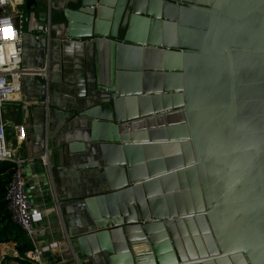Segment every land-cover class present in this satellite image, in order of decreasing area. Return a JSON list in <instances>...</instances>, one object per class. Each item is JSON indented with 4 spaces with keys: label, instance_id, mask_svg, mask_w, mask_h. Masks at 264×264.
<instances>
[{
    "label": "water",
    "instance_id": "1",
    "mask_svg": "<svg viewBox=\"0 0 264 264\" xmlns=\"http://www.w3.org/2000/svg\"><path fill=\"white\" fill-rule=\"evenodd\" d=\"M57 13L51 48L86 43L93 59L63 146L98 176V193L62 206L81 263L264 264V0H69Z\"/></svg>",
    "mask_w": 264,
    "mask_h": 264
},
{
    "label": "crops",
    "instance_id": "2",
    "mask_svg": "<svg viewBox=\"0 0 264 264\" xmlns=\"http://www.w3.org/2000/svg\"><path fill=\"white\" fill-rule=\"evenodd\" d=\"M68 1L38 0L42 2L43 7L36 11H28L25 9V0H9L8 6L4 9V13L14 17L15 24L21 30V66L25 69H46L47 72L46 76L23 75L20 94L7 101L3 111L6 139L8 138L7 143L14 158H32L41 154L42 152L27 157L26 145L29 144L32 150L37 148L36 140L45 132L47 139L45 149L48 151L49 169L59 207L61 205L62 218L56 203L45 191L48 181L46 168L38 161L32 166L23 165L26 191L43 213L41 226L46 232L42 238L44 242L63 241L61 219L68 233V226L62 213L64 204L77 202L98 193V176L94 169L78 167V163L63 148L67 145L72 112L88 103L95 87L92 79V50L86 43L81 46L77 41H72L68 45L60 42L54 49L50 46V42L56 40L55 37L61 31L57 11L67 6ZM44 5H50L49 16L45 14ZM22 7L25 13L22 12ZM44 38H47L45 48ZM17 124L26 126L24 141L16 139ZM40 187L44 190L43 196L37 195ZM33 216L37 219L36 210ZM61 244V248L53 251L51 264H70L65 246L67 244L65 242Z\"/></svg>",
    "mask_w": 264,
    "mask_h": 264
},
{
    "label": "built area",
    "instance_id": "3",
    "mask_svg": "<svg viewBox=\"0 0 264 264\" xmlns=\"http://www.w3.org/2000/svg\"><path fill=\"white\" fill-rule=\"evenodd\" d=\"M9 0H0V163L10 162L13 171L7 183L5 200L10 211L12 221L25 233L32 248L25 253L30 264H51L48 256H52L53 251L61 248L63 242L67 245V255L70 264H82L77 252L73 247L71 237L67 233L65 224L61 219V231L63 241L44 242L45 228L41 226L43 213L41 209L33 203L25 188V177L23 165H34L37 161L47 170L45 186H48L50 198L56 203L61 215L59 201L52 182V175L49 169L48 151L43 150L37 157L14 158L9 149L5 123L3 120L4 105L7 101L17 97L21 91V80L25 74L47 75L46 69H25L21 66L22 61V40L21 30L15 24L14 17L4 13ZM45 14L49 16L50 5L46 7ZM16 139L24 141L26 138V126L17 124L15 126ZM43 188L40 187L37 195L43 196ZM37 211V219L34 218V211ZM62 218V215H61Z\"/></svg>",
    "mask_w": 264,
    "mask_h": 264
},
{
    "label": "trees",
    "instance_id": "4",
    "mask_svg": "<svg viewBox=\"0 0 264 264\" xmlns=\"http://www.w3.org/2000/svg\"><path fill=\"white\" fill-rule=\"evenodd\" d=\"M12 164H0V243L14 244L16 255L5 254L0 264H30L25 253L32 248L25 233L12 221L10 211L5 200L6 186L12 176ZM52 261V256H48Z\"/></svg>",
    "mask_w": 264,
    "mask_h": 264
},
{
    "label": "rangeland",
    "instance_id": "5",
    "mask_svg": "<svg viewBox=\"0 0 264 264\" xmlns=\"http://www.w3.org/2000/svg\"><path fill=\"white\" fill-rule=\"evenodd\" d=\"M44 6H45V8L47 7L46 5H44ZM45 8H44V10H45ZM21 10L23 13H25L24 7H22ZM7 141H8V138H7ZM45 191H46L47 195H49L48 186H45ZM73 247L77 252L78 258L81 260V258H80L81 256H80V253L78 251V248L76 247L75 244H73ZM14 252H15L14 244H12V243H0V260H2L5 257V254H10V255L15 256L16 252L15 253Z\"/></svg>",
    "mask_w": 264,
    "mask_h": 264
}]
</instances>
